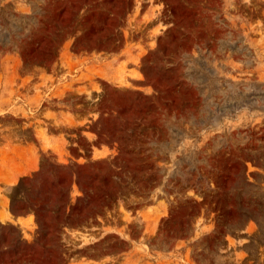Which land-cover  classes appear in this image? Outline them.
I'll use <instances>...</instances> for the list:
<instances>
[{"label": "rangeland", "instance_id": "rangeland-1", "mask_svg": "<svg viewBox=\"0 0 264 264\" xmlns=\"http://www.w3.org/2000/svg\"><path fill=\"white\" fill-rule=\"evenodd\" d=\"M0 264H264V0H0Z\"/></svg>", "mask_w": 264, "mask_h": 264}]
</instances>
